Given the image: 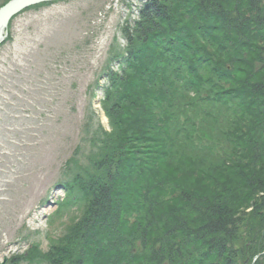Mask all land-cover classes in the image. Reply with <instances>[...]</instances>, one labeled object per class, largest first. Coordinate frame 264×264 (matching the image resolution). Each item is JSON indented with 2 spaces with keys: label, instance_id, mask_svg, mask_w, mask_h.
I'll use <instances>...</instances> for the list:
<instances>
[{
  "label": "trees",
  "instance_id": "1",
  "mask_svg": "<svg viewBox=\"0 0 264 264\" xmlns=\"http://www.w3.org/2000/svg\"><path fill=\"white\" fill-rule=\"evenodd\" d=\"M121 33L110 129L63 175L81 214L11 263L264 264V0H147Z\"/></svg>",
  "mask_w": 264,
  "mask_h": 264
},
{
  "label": "rangeland",
  "instance_id": "2",
  "mask_svg": "<svg viewBox=\"0 0 264 264\" xmlns=\"http://www.w3.org/2000/svg\"><path fill=\"white\" fill-rule=\"evenodd\" d=\"M11 1L0 0V7ZM139 5L138 0L55 1L20 13L5 29L0 45V264L28 256L33 246L47 253L50 240L61 237L81 214L78 208L60 212L57 205L66 199L65 167L74 169L84 151L89 155L88 126L91 132L96 125L110 129L102 76L115 66L110 65L113 49L126 48L121 28L139 20Z\"/></svg>",
  "mask_w": 264,
  "mask_h": 264
},
{
  "label": "water",
  "instance_id": "3",
  "mask_svg": "<svg viewBox=\"0 0 264 264\" xmlns=\"http://www.w3.org/2000/svg\"><path fill=\"white\" fill-rule=\"evenodd\" d=\"M60 0H13L0 9V44L4 40L5 29L10 20L20 12L43 3H50ZM7 262V259H5Z\"/></svg>",
  "mask_w": 264,
  "mask_h": 264
}]
</instances>
